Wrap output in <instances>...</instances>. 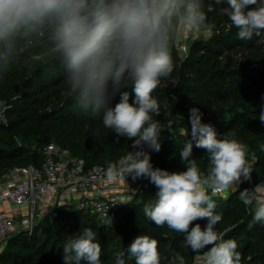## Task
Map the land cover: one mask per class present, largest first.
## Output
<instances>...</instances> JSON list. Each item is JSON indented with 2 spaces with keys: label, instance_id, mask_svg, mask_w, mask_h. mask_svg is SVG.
I'll use <instances>...</instances> for the list:
<instances>
[{
  "label": "clouds",
  "instance_id": "obj_1",
  "mask_svg": "<svg viewBox=\"0 0 264 264\" xmlns=\"http://www.w3.org/2000/svg\"><path fill=\"white\" fill-rule=\"evenodd\" d=\"M225 2L228 7L222 12L238 29L240 40L261 35L264 0H214L217 5ZM213 10V3L205 7L204 0H0V76L23 50L45 46L62 65L77 106L85 113L103 109V125L139 149L109 163L107 177L149 179L158 192L154 203L144 205V215L157 227L183 234L191 251L202 253L199 264H242L237 241L225 239L217 228L223 217L214 211V197L251 180L249 146L234 135L218 137L194 107L189 117L191 135L195 147L206 150V174L193 158L191 142L180 152L184 171L153 168L144 151V145L160 150L162 129L153 116H159L161 108L152 93L162 78L173 73L171 49L176 37L180 32H199L206 25L207 12ZM129 86L132 102L130 93L121 91ZM110 89L113 95L120 93L114 107H106ZM258 119L264 124V111ZM239 200L254 213L249 230L264 224V183L240 191ZM200 219L207 220L203 230L199 223L192 226ZM108 221L112 223L109 216ZM96 235L85 227L67 239L62 247L65 264H101ZM124 257L123 251L117 252L114 264H127ZM127 257L135 264H161L158 240L138 235L127 248ZM164 259L167 264H186L179 253Z\"/></svg>",
  "mask_w": 264,
  "mask_h": 264
},
{
  "label": "trees",
  "instance_id": "obj_2",
  "mask_svg": "<svg viewBox=\"0 0 264 264\" xmlns=\"http://www.w3.org/2000/svg\"><path fill=\"white\" fill-rule=\"evenodd\" d=\"M204 2L205 7L213 3L214 10L207 12L206 21L211 32L205 38L190 40L183 52L176 37L171 49L173 73L170 78H162L152 93L161 108L160 115L153 116L162 129L160 150L144 145V151L153 167L184 171L180 152L186 142H191L193 158L206 174V150L195 147L191 135L190 109L195 107L202 113V123L210 124L218 137L234 135L249 146L251 181L254 185L264 183V124L258 119L264 111V30L260 36L242 41L238 29L222 12L227 3ZM22 79L25 92L20 96L13 86ZM121 91H128L132 102L131 86ZM119 100L120 93L113 95L110 89L106 107H114ZM0 101V173L13 167H40L42 149L51 142L82 158L85 167L117 162L135 150L131 140L117 137L103 125V109L101 113H85L77 106L66 86L62 65L43 45L23 50L18 61L0 76ZM245 185L243 181L228 194L214 197V211L223 217L217 228L225 233V239L237 241L242 264H264V224L248 229L254 213L239 200ZM157 192L155 185L134 192L112 223L80 208H58L54 216L44 217L31 230L10 233L0 251V264H65L64 243L85 227L97 234L101 264H114L116 253L121 251L127 264H135L134 258L128 259L127 248L138 235L158 240L161 264H167L164 258L176 253L191 264L198 254L186 245L183 234L166 226L157 227L143 213L144 205L154 203ZM196 223L203 230L207 220H197L192 226Z\"/></svg>",
  "mask_w": 264,
  "mask_h": 264
},
{
  "label": "built area",
  "instance_id": "obj_3",
  "mask_svg": "<svg viewBox=\"0 0 264 264\" xmlns=\"http://www.w3.org/2000/svg\"><path fill=\"white\" fill-rule=\"evenodd\" d=\"M1 104L0 101V108ZM42 151L40 167H13L0 173V251L10 233L31 230L44 217L54 216L58 208H80L108 222V216L112 220L134 192L154 185L147 178L133 180L131 175L109 179L107 165L85 167L82 158L53 142ZM254 187L251 180L246 181L245 189ZM2 205L16 208L5 210Z\"/></svg>",
  "mask_w": 264,
  "mask_h": 264
},
{
  "label": "rangeland",
  "instance_id": "obj_4",
  "mask_svg": "<svg viewBox=\"0 0 264 264\" xmlns=\"http://www.w3.org/2000/svg\"><path fill=\"white\" fill-rule=\"evenodd\" d=\"M210 32H211V27L208 24L203 26L199 32H180L177 35V46H178L179 51L180 52L185 51V49L187 47V43L190 40H192L194 38H205L210 34ZM161 137H163V136H161ZM228 193H229V190L224 192L222 195H226ZM2 207H4L5 210H14L16 208L14 205H2ZM100 222H102V221H100ZM200 255H202V254L196 255L193 263H191V264H199L198 257Z\"/></svg>",
  "mask_w": 264,
  "mask_h": 264
},
{
  "label": "water",
  "instance_id": "obj_5",
  "mask_svg": "<svg viewBox=\"0 0 264 264\" xmlns=\"http://www.w3.org/2000/svg\"><path fill=\"white\" fill-rule=\"evenodd\" d=\"M24 84H25V79H22L20 82L14 84L13 90L17 92L20 96L24 94Z\"/></svg>",
  "mask_w": 264,
  "mask_h": 264
}]
</instances>
